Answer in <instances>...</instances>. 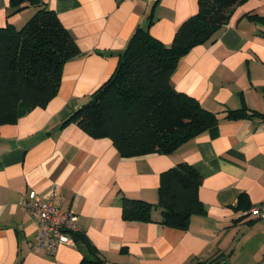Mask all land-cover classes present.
Here are the masks:
<instances>
[{
  "label": "crops",
  "instance_id": "obj_1",
  "mask_svg": "<svg viewBox=\"0 0 264 264\" xmlns=\"http://www.w3.org/2000/svg\"><path fill=\"white\" fill-rule=\"evenodd\" d=\"M42 1L79 53L64 62L58 91L45 106L0 125V264H79L84 254L93 256L76 242L53 253L32 251L37 223L18 204L27 191L43 201L53 193L63 211L75 213L78 232L103 264H264V220L242 214L264 202V18L250 17L264 16V0L237 4L215 39L192 47L172 73L176 90L218 115L216 132L168 154L130 157L120 156L110 138L65 120L111 75L137 27L168 45L198 0ZM8 4L0 0V26L19 27L35 10L8 16ZM241 107L257 114L225 117ZM180 162L202 176L205 212L187 228L158 222L160 173ZM242 193L247 199L239 205ZM123 196L152 203V220H124Z\"/></svg>",
  "mask_w": 264,
  "mask_h": 264
},
{
  "label": "trees",
  "instance_id": "obj_2",
  "mask_svg": "<svg viewBox=\"0 0 264 264\" xmlns=\"http://www.w3.org/2000/svg\"><path fill=\"white\" fill-rule=\"evenodd\" d=\"M242 1L198 0L197 11L177 27L168 45L153 37L148 28L137 27L119 53L111 75L65 122H77L95 137L110 138L124 157L168 154L202 133L214 134L218 115L193 96L176 90L171 76L192 47L215 39L233 8ZM26 7L35 10L21 26L10 22L0 26V125L14 122L35 106H45L58 91L64 62L79 53L72 35L42 0H9L7 15ZM250 17L264 18L256 14ZM256 114L241 107L227 109L225 117L240 119ZM201 182L200 173L187 162L163 170L158 188V222L187 228L192 216L203 214L205 207L198 197ZM246 199L240 194L239 205ZM152 207L143 199L123 196L122 218L151 221ZM71 234L74 242L93 254H84L79 264L104 263L83 234Z\"/></svg>",
  "mask_w": 264,
  "mask_h": 264
},
{
  "label": "built area",
  "instance_id": "obj_3",
  "mask_svg": "<svg viewBox=\"0 0 264 264\" xmlns=\"http://www.w3.org/2000/svg\"><path fill=\"white\" fill-rule=\"evenodd\" d=\"M18 204L37 223L38 231L30 246L32 251L53 253L60 244L74 243L71 233L78 231L77 215L63 211L55 202L53 193L43 201L34 191H27L21 194ZM249 213L264 220V202L249 207L242 214Z\"/></svg>",
  "mask_w": 264,
  "mask_h": 264
}]
</instances>
